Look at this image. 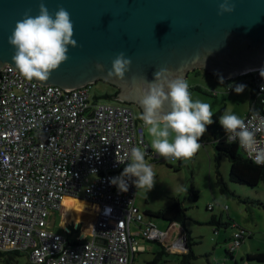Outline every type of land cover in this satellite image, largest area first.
Returning <instances> with one entry per match:
<instances>
[{
	"label": "built area",
	"instance_id": "built-area-1",
	"mask_svg": "<svg viewBox=\"0 0 264 264\" xmlns=\"http://www.w3.org/2000/svg\"><path fill=\"white\" fill-rule=\"evenodd\" d=\"M260 69L231 78L232 88L243 84L262 94L263 112L242 118L252 129L256 114L264 116ZM143 128L131 106L93 101L90 87H41L5 66L0 71V252H23L31 264H132L144 252L138 239L174 249L166 238L179 225L159 230L146 219L135 204L132 180L127 192L110 184L126 166L116 155L132 147L142 148L151 161H175L152 152ZM256 140L257 149L264 150V129L256 132ZM240 148L254 162V153ZM68 198L94 206L86 234L78 224L54 231L52 220ZM105 206L112 209L109 215ZM230 227L226 250L234 253L247 235L236 224Z\"/></svg>",
	"mask_w": 264,
	"mask_h": 264
},
{
	"label": "water",
	"instance_id": "water-1",
	"mask_svg": "<svg viewBox=\"0 0 264 264\" xmlns=\"http://www.w3.org/2000/svg\"><path fill=\"white\" fill-rule=\"evenodd\" d=\"M41 0H0V71L9 66L14 49L8 37L27 10L38 14ZM50 13L66 9L74 24L69 59L48 81H29L41 87L72 91L103 82L117 89L113 100L133 105L137 99L124 83L154 79L161 68H184L228 80L264 68V0H230L231 14L218 15L223 0H43ZM124 52L131 68L124 80L108 78L116 55ZM210 52V55L207 53ZM207 55V56H206ZM206 56V58H204ZM99 65V68L97 67ZM15 70V69H14ZM202 138L211 139L206 132ZM172 248L189 250L187 232Z\"/></svg>",
	"mask_w": 264,
	"mask_h": 264
},
{
	"label": "clouds",
	"instance_id": "clouds-1",
	"mask_svg": "<svg viewBox=\"0 0 264 264\" xmlns=\"http://www.w3.org/2000/svg\"><path fill=\"white\" fill-rule=\"evenodd\" d=\"M234 11L235 6L230 0H223L217 14L222 16ZM73 36L74 24L70 13L63 7L50 13L41 0L38 14L32 15L31 10L25 11L8 37V43L14 49L11 57L14 69L28 81H48L52 72L69 59V46H78ZM131 63V59L126 58L124 52L118 53L107 77L123 81L125 74L130 71ZM259 71L261 77H264V68ZM183 72V67L175 71L161 68L156 71L152 81L143 78L136 82L133 78L131 86L124 83L142 109L140 119L151 137V149L165 159L192 158L201 148L200 139L214 122L212 106L192 98ZM245 87L238 84L234 90L240 94ZM254 119L257 120V126L252 129L244 119L226 110L219 117V124L228 134L229 140H238L242 148L250 154L254 153L256 164L264 165V150L257 149L256 140V132L264 129V116L257 113ZM116 160L120 164L126 163L119 176L110 178V184L116 186L118 192L128 191L129 180H132L136 189L151 191L154 188L156 174L153 165L146 160V152L142 148L132 147L124 156L116 155ZM111 211L109 206H105V215H109Z\"/></svg>",
	"mask_w": 264,
	"mask_h": 264
},
{
	"label": "rangeland",
	"instance_id": "rangeland-1",
	"mask_svg": "<svg viewBox=\"0 0 264 264\" xmlns=\"http://www.w3.org/2000/svg\"><path fill=\"white\" fill-rule=\"evenodd\" d=\"M189 91L194 100L199 99L209 103L213 115L220 113V116L227 110L242 118L249 107V91L244 89L240 94L227 92L219 79L211 77L202 71L200 73H190L187 77ZM197 87L199 91L193 88ZM104 89L98 85L91 88V95L97 94ZM100 102L106 101L100 100ZM136 117L139 111L134 107ZM143 133H147L145 127ZM148 134V133H147ZM201 144L199 151L190 159H182L181 167L174 171L168 166L176 167L179 160L171 162L151 161L155 172V186L149 191L140 189L137 191L136 206L143 214L145 211L156 212L170 206L174 201H178L186 209V219L183 229L189 233L193 246L191 250L197 259L193 264H264L249 262L247 254L264 252V183H260L255 188L246 187L229 182V163L226 158L220 161L219 173L221 180L225 183L228 193H221L217 184L214 170V148L209 139ZM155 153V152H154ZM191 188L196 191L197 198L194 201L190 193ZM246 200L239 202L237 197ZM259 202L260 205L252 203ZM84 204V203H83ZM65 209L63 215L58 218V214L52 220L60 227L66 226L69 221L84 222L82 234L88 232L87 224L94 220L93 212L83 208L82 203L75 199L64 201ZM212 205V210L207 207ZM87 209V210H86ZM83 214L88 216L83 217ZM145 215V214H144ZM215 217L221 224H236L246 232L244 243L237 251H234L230 258L226 253L227 243L225 239L232 234L233 228L223 225H210V219ZM146 219L150 217L145 215ZM159 230H166L167 222L156 218H150ZM54 231H58V228ZM218 229L219 234L214 233ZM249 235L251 237H249ZM145 247V252L136 254L132 264H145L154 259L153 253L160 251L155 242H148L138 239ZM173 252H179L172 249ZM26 256L17 258V264H25ZM0 264H4L0 262ZM160 264H179L178 258L173 255H163Z\"/></svg>",
	"mask_w": 264,
	"mask_h": 264
},
{
	"label": "trees",
	"instance_id": "trees-1",
	"mask_svg": "<svg viewBox=\"0 0 264 264\" xmlns=\"http://www.w3.org/2000/svg\"><path fill=\"white\" fill-rule=\"evenodd\" d=\"M203 72V71H202ZM191 73L198 74L200 70H195ZM205 73V72H203ZM206 74V73H205ZM221 82V79H219ZM234 80H223L221 82L222 86L224 87L225 91L235 92L234 88L231 87V84ZM99 86L100 88L104 89L103 92L99 91L97 94L91 95V99L93 101H106L111 104H122L131 106L134 109L133 105L124 104L113 100V97L117 93V89L114 87L107 85L103 82H97L96 84L90 86V90L93 86ZM194 90L199 91L197 87L193 88ZM249 91V112H263L262 105L260 101L263 99L262 94L258 91L254 90L250 87ZM219 117L220 113H216L213 115V124L208 126L207 133L211 136L210 142L214 148V170L216 174V178L218 179L217 184L220 187L221 193H228V189L226 188L225 183L220 178L219 167L220 161L222 158H226L229 163V175L228 179L229 182L243 185L250 188L257 187L260 183H264V165H257L254 162L248 160L243 151L241 150L238 141L236 140H229L228 134L222 129L219 124ZM137 121L140 120V117L137 116ZM207 138H201L199 143H203ZM182 159L178 161L176 167L169 165V168H172L174 171H178L181 167ZM190 193L194 197V201L197 198L196 191L191 188ZM237 197V196H236ZM239 202H246V200L237 197ZM252 203L260 205L259 202ZM186 209L182 207V205L178 201H174L170 206L158 210L156 212L145 211V215L150 218L160 219L162 221L167 222V224H177L183 227L184 220L186 219L185 215ZM210 225H223L224 227L231 226V223L221 224L220 221H217L215 217H212L209 222ZM216 231V230H215ZM158 246L160 251L153 253L155 256L153 260L146 262L145 264H160L163 255H168L169 253L166 251V248L162 246L160 243L155 242ZM187 244L189 246V250L185 253H171L170 255L175 256L179 260V264H193V262L197 259L196 255L191 250L192 246L194 245L192 242L189 233L187 232ZM226 253L229 255L230 258L233 257V253ZM21 255L26 256V263L31 264L28 261L27 255L23 252H8L3 253L0 252V262L4 264H17V258ZM247 261L257 262V263H264V252H257L252 254L246 255Z\"/></svg>",
	"mask_w": 264,
	"mask_h": 264
},
{
	"label": "crops",
	"instance_id": "crops-1",
	"mask_svg": "<svg viewBox=\"0 0 264 264\" xmlns=\"http://www.w3.org/2000/svg\"><path fill=\"white\" fill-rule=\"evenodd\" d=\"M248 112H249V107H248ZM247 112V113H248ZM246 113V114H247ZM245 114V115H246ZM244 115V116H245ZM136 116V115H135ZM243 116V117H244ZM242 117V118H243ZM144 140L147 142V144L150 146V140H151V137L149 136V134H147V133H145L144 134ZM150 148H151V146H150ZM152 150V149H151ZM152 152L154 153V151L152 150ZM146 160L149 162V163H151V161H150V159H148V158H146ZM140 189H137V191H139ZM137 191H136V198H137ZM81 203H82V206H83V208H88L89 210H87V211H84V212H93L94 213V211H95V208H94V206L93 205H91V204H89V203H87V202H85V201H80ZM84 203V204H83ZM136 204V203H135ZM65 207H66V205H64L63 206V209L58 213V218H60L63 214L61 213L64 209H65ZM139 208V207H138ZM140 209V208H139ZM86 216H88V214L86 215V214H83V217H86ZM91 223V222H90ZM89 223V224H90ZM81 225L82 227H81V232H80V234L81 235H83L82 234V229H83V226L85 225L84 224V222H82V221H80V222H75V221H69L68 223H66V226H64V227H62V226H58L57 225V227L55 228V229H57L58 228V231H63V232H66V227H69L70 229H72L73 227H75L76 225ZM89 224H87V228L89 227ZM183 229L181 226H177V228L176 227H171V229L169 230V233L167 234V238H166V240H167V242H169V243H174L175 241H176V239L178 238V235H179V233H180V231H179V229ZM132 230H135V226L133 227L132 226ZM167 230V229H166ZM215 232H217V234H219V230L218 229H216V231H214V233ZM87 233V232H86ZM85 233V234H86ZM249 237H251L250 235H249ZM230 238V236H228L226 239H225V242L227 243V241H228V239ZM140 243V242H139ZM141 245V244H140ZM142 247H144L143 245H141ZM144 252H145V247H144ZM169 254H171V253H176V252H173V251H167ZM142 253V252H141ZM140 254V253H139Z\"/></svg>",
	"mask_w": 264,
	"mask_h": 264
},
{
	"label": "flooded vegetation",
	"instance_id": "flooded-vegetation-1",
	"mask_svg": "<svg viewBox=\"0 0 264 264\" xmlns=\"http://www.w3.org/2000/svg\"><path fill=\"white\" fill-rule=\"evenodd\" d=\"M204 72V71H203ZM208 75V74H207ZM210 76V75H209ZM211 77H214V78H217V79H219L218 77H215V76H211Z\"/></svg>",
	"mask_w": 264,
	"mask_h": 264
}]
</instances>
